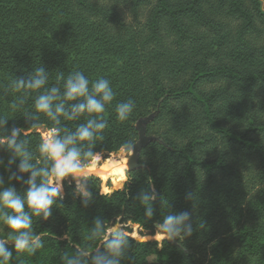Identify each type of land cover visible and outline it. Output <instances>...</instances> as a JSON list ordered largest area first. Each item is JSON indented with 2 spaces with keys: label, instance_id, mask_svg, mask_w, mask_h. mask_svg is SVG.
<instances>
[{
  "label": "trees",
  "instance_id": "16d2710c",
  "mask_svg": "<svg viewBox=\"0 0 264 264\" xmlns=\"http://www.w3.org/2000/svg\"><path fill=\"white\" fill-rule=\"evenodd\" d=\"M41 63L50 84L74 70L111 81L116 98L105 113V145L95 150L138 140L136 123L151 116L144 128L152 139L129 190L150 177L161 207L145 225L143 209L129 207L131 222L151 234L169 203L192 212L194 228L206 224L184 244L134 243L123 264H264V0H0V114L15 99L3 94L11 78ZM128 99L136 108L120 123L114 107ZM18 116L9 126L23 125ZM71 187L64 206L34 224L49 233L45 247L19 264H58L68 249L55 235L82 241L98 212L107 218L131 203L116 193L82 209Z\"/></svg>",
  "mask_w": 264,
  "mask_h": 264
},
{
  "label": "clouds",
  "instance_id": "9594fccd",
  "mask_svg": "<svg viewBox=\"0 0 264 264\" xmlns=\"http://www.w3.org/2000/svg\"><path fill=\"white\" fill-rule=\"evenodd\" d=\"M49 71L41 63L15 75L3 89L5 97L12 93L15 99L8 102L7 114H0V169L4 173L0 174V264H19L21 255L34 257L45 247L49 233L36 231L34 224L49 221L53 210L64 206L66 185L72 186L69 195L79 200L82 209L116 193H123L131 203L107 218L98 212L82 241H74L73 233L67 231L55 235L56 240L67 241L68 249L59 253L58 264H123L134 243L158 239L161 248L163 242L184 244L197 229L204 230L203 221L193 227L192 212H174L167 203L151 234L139 224L137 231H129V207L143 209L145 225L157 211V201L160 210L161 200L150 177L130 195L129 162L137 152L135 137L123 140L115 150H95L105 145L109 128L105 113L116 98L111 81L104 76L90 80L82 70H74L66 76L59 72L50 84ZM135 108L132 99L117 102L115 120L128 121ZM16 114L23 118V125L13 122L9 126L10 120L15 121L9 116ZM66 122L77 123L69 127ZM34 133L39 134L35 144L30 139ZM185 198L195 208L193 192Z\"/></svg>",
  "mask_w": 264,
  "mask_h": 264
},
{
  "label": "water",
  "instance_id": "95a60500",
  "mask_svg": "<svg viewBox=\"0 0 264 264\" xmlns=\"http://www.w3.org/2000/svg\"><path fill=\"white\" fill-rule=\"evenodd\" d=\"M142 120L144 119H141L136 123V127L138 129V140H137L138 143H137V152L134 153L133 159L130 160L129 162V166L131 167V170L137 168L138 155H139L140 150L150 141V139H152L151 137H148L145 134V128L141 123ZM171 243H173V241Z\"/></svg>",
  "mask_w": 264,
  "mask_h": 264
},
{
  "label": "rangeland",
  "instance_id": "374dc122",
  "mask_svg": "<svg viewBox=\"0 0 264 264\" xmlns=\"http://www.w3.org/2000/svg\"><path fill=\"white\" fill-rule=\"evenodd\" d=\"M151 118V116L150 117H147L146 119H144V120H142V125L145 127V125H146V123L147 122H149V119ZM148 136V135H147ZM148 137H151V136H148ZM152 138V137H151ZM105 155H106V153H105ZM137 165H138V162H137ZM130 167V166H129ZM138 167V166H137ZM130 171H131V167H130ZM100 179V178H99ZM100 184L102 185L103 184V181L102 180H100ZM101 190H102V188H101ZM132 223V227L129 229V231H132V232H135V231H137V229H136V225L137 224H135V223H133V222H131ZM134 238V237H133ZM157 242H158V246H157V249H160V245H161V241H159L158 239L156 240ZM153 258H156V255H153Z\"/></svg>",
  "mask_w": 264,
  "mask_h": 264
}]
</instances>
